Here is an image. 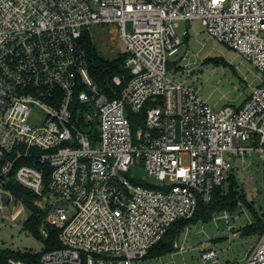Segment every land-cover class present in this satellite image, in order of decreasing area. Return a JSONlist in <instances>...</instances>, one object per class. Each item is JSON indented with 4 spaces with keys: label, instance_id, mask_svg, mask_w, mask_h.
I'll return each mask as SVG.
<instances>
[{
    "label": "built area",
    "instance_id": "1",
    "mask_svg": "<svg viewBox=\"0 0 264 264\" xmlns=\"http://www.w3.org/2000/svg\"><path fill=\"white\" fill-rule=\"evenodd\" d=\"M192 20L256 71L240 107L215 110L168 75L181 46L173 23ZM104 26L126 56L112 97L82 44ZM252 157L264 160V0H0V228L10 207L31 213L15 186L44 213L37 238L23 220L42 250L0 249V264H137ZM134 167L159 184L135 180ZM260 237L242 264H264ZM209 260L219 264L214 250Z\"/></svg>",
    "mask_w": 264,
    "mask_h": 264
},
{
    "label": "rangeland",
    "instance_id": "2",
    "mask_svg": "<svg viewBox=\"0 0 264 264\" xmlns=\"http://www.w3.org/2000/svg\"><path fill=\"white\" fill-rule=\"evenodd\" d=\"M114 28L92 27L97 51L104 58L112 59L123 53ZM173 30L181 41V46L180 52L168 62V75L185 82L196 91L202 101L215 110L224 106L240 107L258 83L256 71L250 63L228 46L210 38L199 20L176 21L173 23ZM184 31L187 32L186 36L183 35ZM181 50L188 52V57L184 60ZM37 117L41 115L32 112L28 123L31 126L38 125L39 122L35 119ZM237 163L239 171L234 174L240 190L264 223V160L252 157L250 164L247 159L242 167L241 160ZM130 175L135 180L159 184L148 178L140 167H134ZM36 205L43 208L41 203ZM29 214L27 207H10L4 226L0 228V249L33 253L42 250V242L23 228V220ZM254 220L253 211L243 207L216 222H191L193 224L178 238L177 249L173 246L175 255L171 256L170 253L159 259H147L137 264H204L201 255L208 250L216 252L219 264H242L261 238L259 235H242L241 229L254 223ZM171 260L173 263H170ZM206 264L213 263L209 260Z\"/></svg>",
    "mask_w": 264,
    "mask_h": 264
},
{
    "label": "trees",
    "instance_id": "3",
    "mask_svg": "<svg viewBox=\"0 0 264 264\" xmlns=\"http://www.w3.org/2000/svg\"><path fill=\"white\" fill-rule=\"evenodd\" d=\"M82 44L85 50L88 73L91 79L104 94L111 97L114 96L113 92L116 90L118 93L119 88H114L112 79L114 77L126 76V71L123 68V63L126 57L125 54H118L112 59L104 58L100 56L97 51L95 38L93 41V38L87 36L83 37ZM173 64L176 65V63ZM130 120L133 129L136 130L144 121V115L143 113L133 115ZM143 185L149 186L147 183H143ZM13 190L19 197L24 198V202L30 207L31 213L25 222V227L33 233L34 237L37 238L44 213L32 204V196L30 193L16 186L13 187ZM243 207L253 211L255 220L254 223L246 225L241 229L242 235H262L264 233V223H262L260 218L251 208L246 197L242 194L236 175L230 173L225 182L214 189L211 201L208 204L199 203L197 210L191 219L180 220L174 223L164 238L148 252L145 260L160 258L173 253L175 251L173 248L174 242L178 240L187 227L193 224L191 222L198 221L201 224H206L211 222L214 216L224 212L232 214ZM48 230L49 237L46 240V244L48 243V250L53 246V248H57L55 232L50 229Z\"/></svg>",
    "mask_w": 264,
    "mask_h": 264
}]
</instances>
